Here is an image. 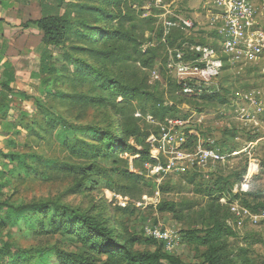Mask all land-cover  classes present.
Instances as JSON below:
<instances>
[{
  "label": "rangeland",
  "instance_id": "obj_1",
  "mask_svg": "<svg viewBox=\"0 0 264 264\" xmlns=\"http://www.w3.org/2000/svg\"><path fill=\"white\" fill-rule=\"evenodd\" d=\"M67 4L65 20L75 29L48 47L52 81L44 89L65 98L40 93L39 80L28 78L37 69L30 57L21 88L42 99L47 116L32 100H17L14 128L0 131V150L24 155L0 158V264H62V255L92 264H264V217L238 218L229 210L237 204L264 212V56L248 63L222 56L202 93L184 95L178 66L168 67V60L177 51L188 58L185 43L213 37L173 27L165 32L164 22L173 19L168 11L183 17L187 1ZM175 120L181 124L170 123ZM70 122L91 131L64 139ZM110 132H122L128 147L112 151ZM76 140L81 145L72 150ZM247 175L249 191L233 193ZM18 208L24 215L17 222ZM71 211L108 228L118 246L141 260L102 247L105 239ZM223 222L231 234L218 226ZM155 229L168 231L171 245ZM208 230L210 240L193 238Z\"/></svg>",
  "mask_w": 264,
  "mask_h": 264
},
{
  "label": "built area",
  "instance_id": "obj_2",
  "mask_svg": "<svg viewBox=\"0 0 264 264\" xmlns=\"http://www.w3.org/2000/svg\"><path fill=\"white\" fill-rule=\"evenodd\" d=\"M157 6L163 0H153ZM188 5L185 8V15L182 17L179 10L168 11L173 17L172 20L164 22L166 33L173 27L183 30L195 36L198 32H211L210 42L185 43L189 52L188 58L177 51L170 56L168 67L177 65L178 77H181L178 91L184 95H199L205 87L202 84L208 83L215 78L223 66L222 56H227L228 61L233 63H248L257 61L264 56V0H183ZM191 4V5H190ZM161 14V13H160ZM192 15H195L192 18ZM205 20L201 22L199 18ZM186 64L188 72L183 70L181 65ZM155 78L158 75L153 72ZM190 77V78H189ZM139 115V114H137ZM174 125L181 124L175 120L170 121ZM166 136V135H165ZM170 140L174 136L170 135ZM181 140H183L181 138ZM249 175L241 184L233 187V193L249 191ZM232 215L242 218L245 214L253 218L264 217V212L252 214L244 207L231 204L229 208ZM231 225L229 220L226 222ZM153 235L164 239L171 245L173 238L168 231L160 232L155 229Z\"/></svg>",
  "mask_w": 264,
  "mask_h": 264
},
{
  "label": "trees",
  "instance_id": "obj_3",
  "mask_svg": "<svg viewBox=\"0 0 264 264\" xmlns=\"http://www.w3.org/2000/svg\"><path fill=\"white\" fill-rule=\"evenodd\" d=\"M67 1L68 0H37L40 6V17L35 20H32V19L27 20L26 22L21 24V27L23 29H27L29 27H35L39 29L42 34L41 47H40V52H39L38 71L36 72L35 77H37V79L39 80L40 93L42 92V95H43L44 93L48 91L50 93L49 95L56 97V98H65L64 93L63 92L60 93L59 91L55 89L44 91V89L48 88L50 81H52V78H50L52 75L51 73L52 65L49 63L51 54L48 52V47L50 45L59 44L61 41L64 40L67 33L70 32L72 28L75 29L74 26L72 27V25L69 24L70 22H67L65 20V16L69 14V12L64 9V7L69 6L67 4ZM61 6H64V7H61ZM61 9H63L62 12L60 11ZM14 80L15 79L11 76L10 78L2 79L0 81V114L3 117V119L6 118L8 110L12 109L16 101L17 100L21 101L23 99L32 100L36 106L37 105L39 106L37 107L39 113L45 114V117H46L47 116V106H45L46 111H44L42 108V104H41L42 99H40L37 96L28 95L26 92L21 91V90L11 89L9 86V83L13 82ZM67 98H70V97L67 96ZM63 118L67 119L65 117ZM67 120L72 121L71 119H67ZM14 122L15 120L13 121L4 120V122L2 123L3 124L2 131L5 133H9L10 129L14 128V125H13ZM26 127L28 129L30 128L32 129L33 127H35L34 121L30 122V124L26 125ZM62 130H63V134H65L64 139H67L68 136H76L77 131H79V133H82L84 131L90 132L91 128H87V129L81 128L80 125H75L74 123L70 122L66 126H63ZM106 135H108V137L112 139L111 142H109L108 144L111 147V150L112 149H124L125 147H128L126 145L125 140L123 139L124 135L122 134V132L119 133L120 136H116L114 132H110ZM80 145L81 144H79V140H76L75 142L70 144L69 147L72 150H74L75 148L79 149ZM18 156H24V155H21V152L0 150V158L2 159H8L10 161V160H14V158ZM258 207L257 208L253 207V208H255V210H260L258 209ZM30 208L34 209L35 211H39L42 209V207L39 206L38 204L31 205ZM23 212H24V208H18L16 213H14L13 219L18 222L19 220L18 217ZM70 213L72 216H74L76 220L81 221L83 224H85L95 238L102 237L103 239H105V243L102 244V247H107V248H110L111 250H114L116 248L124 250V255L131 262H138L141 260L140 255L132 254L124 246H118L117 243L111 238L110 230L104 227L102 224L95 222L88 216L81 215L73 211H71ZM1 219L2 218L0 216V221ZM218 226L220 228H223L226 233H229V234L232 233L230 228H228L224 222L219 223ZM212 232L213 230H208L206 236H202V237H198L196 234H194L193 238L200 242H206L212 238V235H211ZM61 258H62V264H72L74 263V259H78L80 260L81 263H84V264H92L88 259L81 257V256H74V258H72L71 256L66 257L62 255Z\"/></svg>",
  "mask_w": 264,
  "mask_h": 264
},
{
  "label": "crops",
  "instance_id": "obj_4",
  "mask_svg": "<svg viewBox=\"0 0 264 264\" xmlns=\"http://www.w3.org/2000/svg\"><path fill=\"white\" fill-rule=\"evenodd\" d=\"M31 6L37 15L31 16ZM39 17L40 6L37 0L31 3L25 0H0V81L12 76L15 80L9 83V86L13 90L24 91L21 88L22 69L31 62L30 57L35 59H32V63L37 65V69L35 70V66L28 74V78H37L35 75L38 71L42 34L35 27L23 29L21 24ZM12 115L13 109L8 110L5 119L0 114L1 134H4L2 123L4 120L11 121Z\"/></svg>",
  "mask_w": 264,
  "mask_h": 264
}]
</instances>
